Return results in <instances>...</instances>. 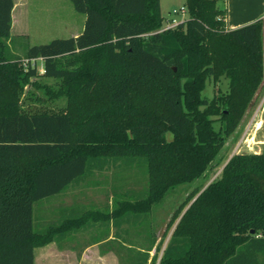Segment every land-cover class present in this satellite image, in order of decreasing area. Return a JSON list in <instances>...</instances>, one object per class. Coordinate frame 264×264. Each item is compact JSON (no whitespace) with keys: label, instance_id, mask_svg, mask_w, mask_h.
I'll use <instances>...</instances> for the list:
<instances>
[{"label":"trees","instance_id":"16d2710c","mask_svg":"<svg viewBox=\"0 0 264 264\" xmlns=\"http://www.w3.org/2000/svg\"><path fill=\"white\" fill-rule=\"evenodd\" d=\"M71 1L84 29L27 48L25 59H43L41 73L12 55L14 0H0V264H35L37 247L82 228L112 224L122 237L147 221L170 189L207 171L264 84V20L228 29L224 0H185L189 17L167 29L160 0ZM222 76L228 90L204 98L208 79ZM28 84L66 106L24 108ZM140 165L148 185L117 195L112 211L35 220L43 200ZM201 190L186 199L159 264H264V150L234 154ZM151 251L131 249L132 264H157Z\"/></svg>","mask_w":264,"mask_h":264},{"label":"rangeland","instance_id":"374dc122","mask_svg":"<svg viewBox=\"0 0 264 264\" xmlns=\"http://www.w3.org/2000/svg\"><path fill=\"white\" fill-rule=\"evenodd\" d=\"M160 1L162 14L165 17L164 28L172 22L170 13H173L175 9L184 8L186 10L184 15L181 11L176 15L178 22H184L189 17L185 0ZM85 18V14L75 10L71 0H28L23 18L27 30L20 33L17 29H14L11 37L7 40L12 55L23 60L29 46L48 43L56 38L71 37L75 32L82 29ZM41 81L57 89L55 80L43 78ZM228 81L225 76H222L218 81H215L213 77L208 79L206 88L203 91L204 98L212 100L226 92ZM31 92H34L40 99H28ZM21 100V105L24 108L47 107L59 109L67 104L65 98L50 99L44 93V89H38L32 84L25 86ZM258 121L261 122L260 127L257 125ZM214 126L217 130L220 129V119H215ZM263 150L264 84L257 91L236 130L227 137L224 147L217 154L207 171L192 182L170 189L164 199L153 205L147 221L137 226H130L128 233L121 232L124 239L117 236V239L107 241L99 248L95 247L88 251L86 259H88L89 264H94V258L98 256L99 249L102 251L103 248L116 250L117 258L121 255L122 264H132L131 249H144L149 246H152L150 258L154 256L158 247L157 264H159L174 229L191 203L190 201L188 205L184 206L188 196L196 189H205L210 183L218 179L234 154L259 153ZM139 167L144 166L140 165ZM144 169L119 166L107 169L104 172H97L79 186L72 187L69 192L49 199L52 201L38 203V215L42 214V208L52 210L60 203L81 206L88 210L112 211L116 206L115 199H123L129 190H141L148 185L147 169L146 167ZM117 195H121L120 199ZM132 199H135V196ZM101 218L99 221L103 220ZM117 232L118 229L113 227L112 224L109 226L100 225L85 232L84 240L89 242L91 235L109 237L111 234L114 236ZM78 256L77 252L76 258Z\"/></svg>","mask_w":264,"mask_h":264},{"label":"crops","instance_id":"0c3cea01","mask_svg":"<svg viewBox=\"0 0 264 264\" xmlns=\"http://www.w3.org/2000/svg\"><path fill=\"white\" fill-rule=\"evenodd\" d=\"M27 3L28 0H14L11 33L14 29H17L20 33L24 32L23 30H27L23 19ZM222 3L227 8L226 25L228 29H235L260 19L264 20V0H224ZM84 26L85 24H83L82 29L75 32L72 36L79 35L83 31ZM70 189L66 192L53 196L50 199L63 195L69 192ZM47 201L50 202L52 200L46 199L40 203H45ZM39 204L35 205L34 212L35 220L41 223H47L48 221H60L63 217L62 214H65L64 212H67L69 209L78 207L60 203L55 209L52 210L42 208V214L38 215L37 205ZM78 208L84 209L81 206H79ZM99 226L100 225L97 224L96 226H90L82 228L75 232L60 235L49 244L42 247H37L35 249V264H89L88 259H86L88 251L95 247L99 248L100 245L106 243L107 241L117 239V234H114V236L113 234H111L109 237L91 235V237H89L90 241H85L84 233L89 231L91 228H96ZM77 252L79 256L76 258ZM94 264H122L121 255L117 258L116 250L113 251L112 249L107 250L106 248H103L101 251L99 249L98 256L94 258Z\"/></svg>","mask_w":264,"mask_h":264},{"label":"built area","instance_id":"2783aa9c","mask_svg":"<svg viewBox=\"0 0 264 264\" xmlns=\"http://www.w3.org/2000/svg\"><path fill=\"white\" fill-rule=\"evenodd\" d=\"M179 11H181L182 12V14L184 15V13H185V9L184 8H181L180 10H174L173 11V13H170V15H171V20H172V22L171 23H169L168 24V26H166L165 28H163V29H167V28H172V27H175V26H177L179 23H181V22H178L177 21V19H176V15H178L180 12ZM184 21V20H183ZM162 29V30H163ZM24 65L26 66V67H28L29 65H31V66H33V67H37L38 68V70H39V72H41V73H44V71H45V67H44V61H43V59L41 58V57H37V58H31V59H25L24 60Z\"/></svg>","mask_w":264,"mask_h":264},{"label":"bare ground","instance_id":"6f19581e","mask_svg":"<svg viewBox=\"0 0 264 264\" xmlns=\"http://www.w3.org/2000/svg\"><path fill=\"white\" fill-rule=\"evenodd\" d=\"M262 118V117H261ZM257 125H258V127H260V125H261V122L260 121H258L257 122ZM258 134V133H257ZM246 140V139H245ZM248 145V144H247Z\"/></svg>","mask_w":264,"mask_h":264},{"label":"water","instance_id":"95a60500","mask_svg":"<svg viewBox=\"0 0 264 264\" xmlns=\"http://www.w3.org/2000/svg\"><path fill=\"white\" fill-rule=\"evenodd\" d=\"M252 232H254V230H252Z\"/></svg>","mask_w":264,"mask_h":264}]
</instances>
